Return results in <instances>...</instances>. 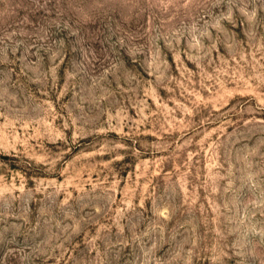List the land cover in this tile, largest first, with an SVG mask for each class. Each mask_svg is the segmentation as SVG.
<instances>
[{
	"label": "rangeland",
	"instance_id": "1",
	"mask_svg": "<svg viewBox=\"0 0 264 264\" xmlns=\"http://www.w3.org/2000/svg\"><path fill=\"white\" fill-rule=\"evenodd\" d=\"M0 264H264V0H0Z\"/></svg>",
	"mask_w": 264,
	"mask_h": 264
}]
</instances>
